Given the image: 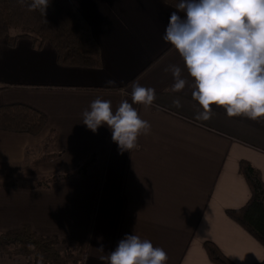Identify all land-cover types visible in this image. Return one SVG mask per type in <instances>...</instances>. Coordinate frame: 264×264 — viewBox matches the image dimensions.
I'll return each instance as SVG.
<instances>
[{
  "label": "crops",
  "instance_id": "0c3cea01",
  "mask_svg": "<svg viewBox=\"0 0 264 264\" xmlns=\"http://www.w3.org/2000/svg\"><path fill=\"white\" fill-rule=\"evenodd\" d=\"M69 1L98 45L99 69L60 67L47 42L36 49L26 38L11 47L0 41V107L21 104L46 117L35 136L0 131V235L28 230L55 238L60 251L80 253L82 264H107L100 257L132 234L162 248L166 264H213L205 243L232 264L261 263L264 248L227 212L250 199L241 162L264 184V118L228 117L212 105V117L197 120L202 109L193 89L170 90L169 65L180 66L189 85L193 80L162 39L176 11L164 0ZM110 79L115 86L106 84ZM133 82L153 88L156 98L149 107L133 104L151 130L129 152L113 142L107 125L89 130L82 113L97 97L110 100L113 111L122 100L132 103ZM89 158L93 165L83 174L32 187ZM32 166L38 175L24 178L27 187L2 186Z\"/></svg>",
  "mask_w": 264,
  "mask_h": 264
},
{
  "label": "clouds",
  "instance_id": "9594fccd",
  "mask_svg": "<svg viewBox=\"0 0 264 264\" xmlns=\"http://www.w3.org/2000/svg\"><path fill=\"white\" fill-rule=\"evenodd\" d=\"M50 0H31L29 11L46 13ZM21 4L25 0H20ZM169 18L162 39L173 46L183 59L193 83L189 85L180 66L164 71L172 74V92L186 85L202 111L197 120L207 121L212 105L223 107L228 117L264 118V0H179ZM179 13H184L182 17ZM106 84L115 86V80ZM132 103L122 100L113 111L111 101L95 98L82 113V123L92 132L107 125L112 140L121 151L138 148L140 135L151 130L133 104L153 105V88L133 82ZM181 107L179 99L173 100ZM104 252L103 246L99 248ZM107 264H166L167 253L137 235H126L116 249L104 256Z\"/></svg>",
  "mask_w": 264,
  "mask_h": 264
},
{
  "label": "trees",
  "instance_id": "16d2710c",
  "mask_svg": "<svg viewBox=\"0 0 264 264\" xmlns=\"http://www.w3.org/2000/svg\"><path fill=\"white\" fill-rule=\"evenodd\" d=\"M31 0H0V41L11 47L20 38L32 41L36 49L49 43L56 52L58 65L64 68L99 69L98 45L89 25L69 0H50L46 13L29 11ZM176 10L179 0H164ZM46 125V117L39 111L21 104L0 107V131L38 135ZM93 165V158L82 162L72 172L49 177L36 183L34 188H47L50 184L83 174ZM240 174L250 191L247 204L227 216L248 232L264 248V184L257 170L246 162L240 163ZM55 238H41L28 230L12 231L0 235V256L22 257L26 264H82L80 253L65 249ZM205 251L213 264H232L218 249L205 243ZM264 264V260L261 263Z\"/></svg>",
  "mask_w": 264,
  "mask_h": 264
},
{
  "label": "rangeland",
  "instance_id": "374dc122",
  "mask_svg": "<svg viewBox=\"0 0 264 264\" xmlns=\"http://www.w3.org/2000/svg\"><path fill=\"white\" fill-rule=\"evenodd\" d=\"M37 171L38 170H37V168H35V166H32L31 168H27L26 170L21 172L18 179L17 178L14 180L7 179V181L4 184H2V186L7 187V185H8L10 187H17V188L27 187L24 184L26 182L25 181L26 179H24V178H27V176H31V175H38V174H36ZM0 264H26V261L22 257L8 258L7 256H0Z\"/></svg>",
  "mask_w": 264,
  "mask_h": 264
}]
</instances>
